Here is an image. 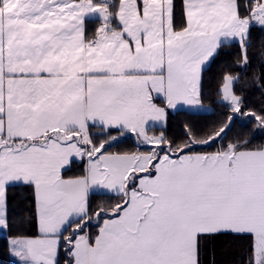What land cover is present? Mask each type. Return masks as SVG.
<instances>
[{"label": "snow or ice", "instance_id": "1", "mask_svg": "<svg viewBox=\"0 0 264 264\" xmlns=\"http://www.w3.org/2000/svg\"><path fill=\"white\" fill-rule=\"evenodd\" d=\"M254 29L264 0H0V231L16 230L18 264H216L221 236L264 264V145L229 138L237 116L264 131L247 82L222 76L228 114L210 130L167 134L169 110L203 108L222 49L250 66ZM129 135L134 150L110 151Z\"/></svg>", "mask_w": 264, "mask_h": 264}, {"label": "trees", "instance_id": "2", "mask_svg": "<svg viewBox=\"0 0 264 264\" xmlns=\"http://www.w3.org/2000/svg\"><path fill=\"white\" fill-rule=\"evenodd\" d=\"M252 47L249 49V55L252 57L250 66L241 70L236 61L239 58L238 48L233 46L224 48L209 65L203 70V105L211 107L207 113H195L190 111L179 110L176 112H169L167 120V134L171 137H178L182 135V128L184 124H191L195 128L208 131L215 126L219 121L225 119L228 114L227 108L219 102L217 95V88L220 84L222 76L226 73L239 75L241 83L247 82V86L243 87L237 85L236 90L238 94L245 97V103L249 108L259 110L264 106V89L252 83L254 77H260L264 73V58H261L259 53L264 50V32L258 29L253 30ZM158 131V129H157ZM236 133H245L251 140V147H258L264 145V131L253 129L252 123L247 118L237 116L232 132L229 133V138H232ZM227 141H225L226 143ZM220 147L219 142L212 144L205 148H197V151L213 152ZM135 141L132 136L124 138V142L120 143L110 151H125L134 150ZM82 170L81 165L73 164L71 171L66 172L65 175H78ZM10 209H15L21 215H26L23 209L30 207V203L26 202L29 192L23 186H16L9 191ZM115 203V200H109L107 196H94L93 204L98 202ZM97 231L95 227L91 229L94 234ZM16 230L12 232H4L0 235V264H11L9 241L15 234ZM27 234L35 235V229H32ZM246 244L234 240L228 236H221L220 238L211 241L208 244L209 253H215L216 264H246L247 251Z\"/></svg>", "mask_w": 264, "mask_h": 264}, {"label": "crops", "instance_id": "3", "mask_svg": "<svg viewBox=\"0 0 264 264\" xmlns=\"http://www.w3.org/2000/svg\"><path fill=\"white\" fill-rule=\"evenodd\" d=\"M209 64H207L206 66H205V68L208 66ZM204 68V69H205ZM179 110H184V111H189V110H187V108H185V109H179ZM179 110H169V112H176V111H179ZM190 112H192V111H190ZM195 113H198V112H195ZM207 113V112H206ZM129 136H131V135H129ZM133 137V136H132ZM134 138V137H133ZM10 258H11V264H18V258L17 257H15L13 254H12V252L10 251Z\"/></svg>", "mask_w": 264, "mask_h": 264}, {"label": "rangeland", "instance_id": "4", "mask_svg": "<svg viewBox=\"0 0 264 264\" xmlns=\"http://www.w3.org/2000/svg\"><path fill=\"white\" fill-rule=\"evenodd\" d=\"M210 110H211V107L203 105V108H201V109L189 110V111L198 112V113H206V112H209ZM3 234H4V231H0V235H3ZM9 250H10V245H9Z\"/></svg>", "mask_w": 264, "mask_h": 264}]
</instances>
